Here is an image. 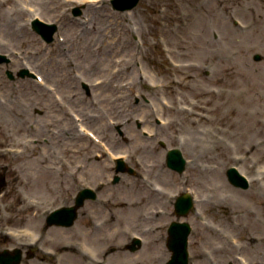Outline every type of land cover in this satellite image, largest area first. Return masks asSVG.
<instances>
[{
  "label": "rangeland",
  "instance_id": "374dc122",
  "mask_svg": "<svg viewBox=\"0 0 264 264\" xmlns=\"http://www.w3.org/2000/svg\"><path fill=\"white\" fill-rule=\"evenodd\" d=\"M97 1L93 15L87 3L76 0L54 1L50 9L42 0H0V52L16 60L0 69V231L25 227L30 233L14 243L0 233V252L18 247L24 252L21 264H78L80 257L67 256L65 245L79 239L95 254L85 264H167L168 229L173 221H186L192 226L189 264H238L240 255L253 264L264 258V242L249 240L264 238V0H140L130 11ZM76 7L80 16H74ZM29 8L57 25L52 42L32 30ZM88 17V25L82 24ZM175 27V35L164 36L178 49L171 63L160 34ZM56 39L61 43L54 47ZM127 41L132 47L120 49ZM104 46L111 55L106 66ZM256 54L262 59L256 61ZM118 59L131 66L107 84L109 73L122 68ZM23 64L46 85L19 77ZM100 78L104 85L95 87ZM125 82L132 89L114 88ZM56 95L86 115L90 131L125 155L135 174L117 173L100 142L75 126L77 133L69 131V122L60 121L70 116ZM195 112L210 121L193 123ZM25 146L23 155L15 153ZM170 148L187 160L182 174L167 166ZM232 166L261 184L233 186L226 176ZM145 179L165 188L166 203L155 199ZM87 186L97 197L84 200L75 224L47 227L48 213L72 205ZM185 192L195 206L178 218L174 197ZM168 194L175 195L171 201ZM153 208L165 213L158 217ZM154 222L160 229L151 233ZM135 235L142 244L132 251ZM222 235L244 249L228 252Z\"/></svg>",
  "mask_w": 264,
  "mask_h": 264
},
{
  "label": "bare ground",
  "instance_id": "6f19581e",
  "mask_svg": "<svg viewBox=\"0 0 264 264\" xmlns=\"http://www.w3.org/2000/svg\"><path fill=\"white\" fill-rule=\"evenodd\" d=\"M54 1H60V3L63 4V3H65V1L67 2L68 0H42L43 5L47 9H50V6L49 5L52 2H54ZM77 1H79L81 3L87 1L88 2V9L91 11V13L93 15L95 14L94 12H92L93 10H95V7L97 6V3L95 2V0H77ZM31 16H35L36 17V13L35 12L32 13ZM115 18L117 19V18H119V16L115 15ZM89 21L90 20H89V17H88L86 20L83 21L82 24H87L88 25ZM181 21H182V26L185 29H188V27L190 26L188 24V22L185 21V19H183L182 17H181ZM112 23H113L112 21L109 23L108 29H110V24H112ZM23 28H25V26H21V30H23ZM176 30H177L176 27L175 28H169V29H165V32H163V33L160 34L161 35V38H162L161 44L163 46H165V53H166V55L168 57L167 58L168 61H170V62L171 61L173 62V60L171 58L175 59L174 56H173V54L178 53V49L172 47L171 45L169 46L168 43H167V41H166V38L164 36L165 35H171V36L172 35H175L176 34ZM54 43H55L54 44V47H56L61 42L59 40H57ZM122 44H123V46L120 47V49H123L124 47H128V46L129 47H132L131 45H128L129 44V41H127V43H122ZM107 46H108V42H107ZM107 46H104V49L102 47H100V52L103 51V53L100 56L102 57L101 58L102 62L105 64L104 66H106L108 64L109 59L111 57V55L109 54V52L108 51H105L107 49ZM133 56L135 57V55H133ZM116 63L122 65V68L121 67H117L112 72V74L109 73V80L106 82L107 84H109L110 82H112V80L117 79L119 77V75L122 74V72H121L122 69H127V68H129L131 66L130 61H128L126 59H118L116 61ZM176 66L178 68H181V69L182 68H197V67H199V65L196 64V63H190L188 65H184L182 63H177ZM43 82H45L44 81V78H43ZM104 83H105V79L100 78V79H97L94 82V86L95 87L103 86ZM133 84L135 85V82H133ZM130 85H131V82H125V83H123V85H120V84L114 85L115 86L114 88L116 90H123V91H125L126 89H128V90L132 89V86H130ZM152 85H154L152 89H155L156 90L157 89V86H155V83H152ZM49 93H51L50 90L48 91V94ZM56 99H57L56 102L59 104V106L63 107L64 110L66 111V113L72 118L71 119L70 117H64L63 120L60 121V122L68 121L69 123L68 124H65V125L68 127L69 131H74L75 133H77V131H75V129H74V126H75L78 131L82 130V132L81 131L80 132L82 133L83 136H85L87 134V132L89 131V129H88V127H86L87 125L85 123L81 122V120H83V119H84V121L87 120V116L84 115V117H80V116L75 115L73 113V111H71L67 107V104H66V101H65V98L64 97H62V98L59 97V98H56ZM58 109L61 110L60 108H58ZM209 119H210V117L206 113H204V112H200V113L195 112L194 113V116H193V123L198 124V123H201V121H203V122L210 121ZM56 121H59V120H56ZM26 147H28V146H25L23 149H20L19 151L15 152V153H18V155H23L24 152L26 151ZM6 152H8V151H6ZM231 160L233 162H238L240 159L234 157ZM260 173L264 175V170L260 171ZM250 180L255 185L261 184V179L260 178H253V179H250ZM221 183H222V185L224 187L228 188L227 185L224 183L223 180H222ZM149 190H150L149 192L155 197L156 200H158V202L160 200L161 201L165 200V197H166L165 188H162V187H153L152 189L150 188ZM170 197H172V195ZM168 198H169V194H168ZM165 203H166V200H165ZM152 213L154 215H156V216L159 217V215H163L165 213V210L160 211L157 208H153ZM155 218L156 217L151 216V219H155ZM160 225L161 224L158 225L157 222H154L152 224L151 228H150L151 233L157 232L160 229ZM2 235L6 239H8L9 241L13 242V241H17L18 240V237L20 235H30V233L28 232V230L24 229V230H20L19 232H14V231H12V232H6V231H3L2 232ZM222 237L225 238V240L232 246V247H229V244L228 243H225V249L228 252H230V253L233 251V248L235 249L234 254L235 253L237 254V252L240 249H244L243 247H245L244 245L242 246V244H240L238 241H236L232 237H229L228 235H222ZM249 240L250 241H255V242H258V243L264 242V238L263 237H259V238L252 237ZM251 245H254V244L252 243ZM237 248L239 250H237ZM87 252H88L87 247L83 245V248L79 251L80 254L78 253L77 256H75L73 251L68 250L67 256L73 257V258L76 257L77 259L80 257V259L78 261V264H85L84 260H86L85 257H87ZM240 256L241 257H237V263L238 264H247V260L244 257H242V255H240ZM262 262H264V258L261 255V257L258 256V259H256V261H254L253 264H262Z\"/></svg>",
  "mask_w": 264,
  "mask_h": 264
},
{
  "label": "water",
  "instance_id": "95a60500",
  "mask_svg": "<svg viewBox=\"0 0 264 264\" xmlns=\"http://www.w3.org/2000/svg\"><path fill=\"white\" fill-rule=\"evenodd\" d=\"M139 0H128L126 4H121L119 0L115 1V7L117 9H130L133 6H135L138 3ZM2 60V57L0 56V62ZM177 157H173L169 159V163L171 166L173 165V161H175ZM183 162L179 161L178 166H182L180 170L183 169ZM175 167V166H174ZM86 197L85 192H82L78 197V204L75 208H71V210H76L81 205V202ZM177 212L179 214L187 213L189 208L191 207V201L187 198H181L177 205ZM69 211V209H68ZM68 211H61L59 213H54L50 218H48L49 224L52 223H60V224H66L70 225L72 224L73 218L69 217ZM178 224L174 223L171 232V241L169 243L170 248L174 251L173 259L171 261V264H188V258H187V250H186V244H187V236L189 233V226L187 224H183L182 228L178 229ZM22 253L20 250H16L14 252V255H10L8 252H4L3 254H0V263L1 264H19L21 261Z\"/></svg>",
  "mask_w": 264,
  "mask_h": 264
}]
</instances>
